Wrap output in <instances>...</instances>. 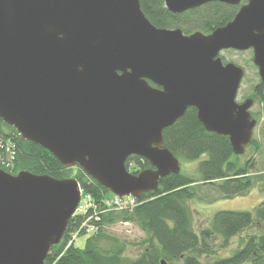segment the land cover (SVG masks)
<instances>
[{"label":"water","instance_id":"water-1","mask_svg":"<svg viewBox=\"0 0 264 264\" xmlns=\"http://www.w3.org/2000/svg\"><path fill=\"white\" fill-rule=\"evenodd\" d=\"M213 1L245 3L224 27L187 35L156 28L139 0H0L1 121L119 199L179 173L163 131L189 108L241 156L253 100L237 102L245 73L220 52L251 50L264 83V0H163L174 14ZM134 155L152 169L128 172ZM80 202L74 178L0 169V264H44Z\"/></svg>","mask_w":264,"mask_h":264},{"label":"trees","instance_id":"trees-1","mask_svg":"<svg viewBox=\"0 0 264 264\" xmlns=\"http://www.w3.org/2000/svg\"><path fill=\"white\" fill-rule=\"evenodd\" d=\"M139 3L142 13L156 28H179L190 35L195 31L211 34L215 29L224 27L233 21L245 1L234 6L213 1L181 14L169 13L163 0H139ZM249 96L253 103L264 105V83L259 81L252 86ZM163 141L165 148L179 162L198 163L197 177L185 172L180 162L179 173L159 179L156 190L136 197L134 208L107 212H101L99 208L89 222L94 230L80 229L78 235H89L83 248L75 247V241L70 243V239L93 212L89 209L86 213L74 214L69 219L62 242L52 245L44 264H161V261L166 264H264V233L241 236L254 225H264V205L256 206L251 212H217L208 222L209 225L197 233L187 204L189 200L199 197L198 192L203 186L212 188L225 199L243 197L255 185L264 191V154L262 173L252 174L253 158L240 163L228 138L206 132L196 118L194 108L187 109L175 124L165 128ZM8 147L13 151L12 166L4 164ZM248 148L256 153L262 149L254 138ZM0 160V169L12 175L29 171L58 180L74 178L83 196L91 197L98 206L104 196H110L105 187L86 176L82 169H65L49 151L24 141L13 127L1 119ZM125 164L128 170L135 165L131 174L152 169L147 160L135 155L128 158ZM116 223H131L144 232L145 239L138 242L141 251L137 257H126L128 244L106 232L105 228ZM235 237L239 238L240 245L230 256H215L214 242H219L223 249ZM203 258L206 260L203 261Z\"/></svg>","mask_w":264,"mask_h":264},{"label":"rangeland","instance_id":"rangeland-1","mask_svg":"<svg viewBox=\"0 0 264 264\" xmlns=\"http://www.w3.org/2000/svg\"><path fill=\"white\" fill-rule=\"evenodd\" d=\"M220 57L225 63H233L236 66H240L245 75L241 81V86L238 90L237 102H242L245 98L248 99L249 92L252 86H255L260 81L257 69L252 62V52L247 51H233L225 50L220 52ZM250 113L255 116L256 127L253 132V137L260 143L262 147L261 152L256 153L252 148H247L244 154L239 156L240 163H244L247 160L253 158L254 160V172L252 174H261V162L262 155L264 154V105L253 104L250 109ZM257 117V118H256ZM181 162V168L190 175L197 177L196 166L197 162L185 163ZM130 173L135 170V165L129 167ZM251 174V175H252ZM198 196L195 199L187 202L190 214H192L194 230L199 233L201 229L206 228L211 220L212 216L217 212L222 211H253L256 206L264 205V191L261 190L259 185H255L249 192L243 197H233L232 199H225L220 196L215 190L207 186H203L198 192ZM89 196L81 195V203L77 208L75 214H82L85 209V203L91 201ZM110 197V196H107ZM92 199V198H91ZM106 232L114 237L118 238L128 245L126 247L125 256L135 258L140 253L141 248L138 244L141 240L145 239L144 232L131 223H116V225L105 228ZM264 233V225H254L252 228L245 230L241 233L242 237L245 235H255ZM88 234L78 235L74 239V246L77 248H83ZM214 249L216 250L215 256L224 258L230 256L234 250L238 248L239 238L235 237L231 240L226 248H220L219 242H214ZM206 258H203L205 261Z\"/></svg>","mask_w":264,"mask_h":264},{"label":"built area","instance_id":"built-area-1","mask_svg":"<svg viewBox=\"0 0 264 264\" xmlns=\"http://www.w3.org/2000/svg\"><path fill=\"white\" fill-rule=\"evenodd\" d=\"M8 154L6 155L7 157V161H4V164H6L7 166H12L13 163V151L11 150V148L8 147L7 151ZM0 163L2 164V160H0ZM89 198V197H88ZM91 201H88L85 203L84 206V210L83 212L86 213L88 212L89 209H92V214L86 217V221L84 222V224L75 232H73L71 239H70V243L73 242L74 238L76 236H78V234L80 233V229L82 228H86L87 230L93 231L94 228L92 225H90V221L96 216L97 211L99 208H101V212H107V211H112V210H123L126 208H134L135 206V199L128 197L125 199H119L117 197H107L104 196V199L101 200L100 202V206H98V204H96L91 198H89Z\"/></svg>","mask_w":264,"mask_h":264},{"label":"flooded vegetation","instance_id":"flooded-vegetation-1","mask_svg":"<svg viewBox=\"0 0 264 264\" xmlns=\"http://www.w3.org/2000/svg\"><path fill=\"white\" fill-rule=\"evenodd\" d=\"M252 56H253V52H252ZM254 66H255V65H254ZM256 69H257V68H256ZM249 97H250V96H249ZM249 97H248V98H249ZM250 98H251V97H250ZM246 99H247V98H245L243 101H245ZM251 99H252V98H251ZM243 101H242V102H243ZM240 103H241V102H240ZM253 104H255V103H253ZM251 116L254 118V116H253L252 114H251Z\"/></svg>","mask_w":264,"mask_h":264}]
</instances>
